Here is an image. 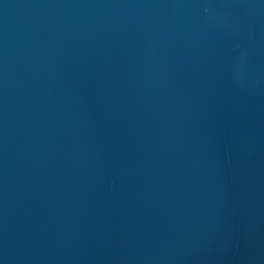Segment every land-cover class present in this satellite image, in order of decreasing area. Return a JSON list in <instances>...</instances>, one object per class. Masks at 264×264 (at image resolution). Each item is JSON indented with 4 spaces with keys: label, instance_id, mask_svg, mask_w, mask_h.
I'll return each instance as SVG.
<instances>
[{
    "label": "water",
    "instance_id": "water-1",
    "mask_svg": "<svg viewBox=\"0 0 264 264\" xmlns=\"http://www.w3.org/2000/svg\"><path fill=\"white\" fill-rule=\"evenodd\" d=\"M0 264H264V0H0Z\"/></svg>",
    "mask_w": 264,
    "mask_h": 264
}]
</instances>
